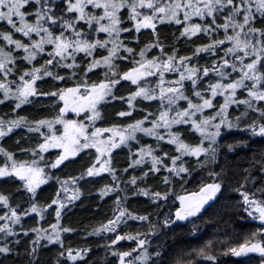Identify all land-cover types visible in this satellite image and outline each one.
Instances as JSON below:
<instances>
[{
  "label": "snow or ice",
  "instance_id": "obj_1",
  "mask_svg": "<svg viewBox=\"0 0 264 264\" xmlns=\"http://www.w3.org/2000/svg\"><path fill=\"white\" fill-rule=\"evenodd\" d=\"M0 22L8 29L0 30V104L10 106L8 113L0 114L4 158L0 178L18 179L29 197L22 206L0 192V255L20 257L22 235L30 245L23 253L27 264H39V250L46 244L62 249L56 264L61 260L86 264L91 249L65 244L64 234L76 229L61 224V210L66 202L79 198L81 181L99 182L106 175L110 183L98 193L101 200L115 196L111 218L92 233L114 234L106 247L125 239L138 242L140 255H134L135 250L113 252L119 264H152V256L160 253L148 252L143 234H122L121 226H127L128 220L155 227L149 214L125 207L129 191L157 207L179 201L175 218H195L224 187L225 173L210 171L208 182L198 180L197 191L177 195V184L183 190L195 179L190 161L195 160L201 170L213 164L224 139L222 132L228 130L240 129L264 139V0H0ZM165 27H176L179 38L191 44L188 54H179L175 45L166 50L160 39ZM144 32L150 33L147 42L142 39ZM122 34L131 38L125 42ZM133 43L136 47L129 46ZM153 51L160 55L149 58ZM203 56L209 62L201 65ZM45 78L55 82L52 91L37 87ZM122 88L125 94L117 95ZM42 98L57 101L55 114L37 113L36 118L19 114L25 105L34 106L33 101ZM145 101L155 103L156 109L139 107ZM112 102L126 109L115 112L116 118L131 122L97 127V122L106 123L101 108ZM70 112L75 119L67 118ZM18 130L24 134L10 151L4 145ZM138 134L154 138V144L142 143ZM227 148L232 150L233 145ZM125 149L126 166L117 168L114 156ZM50 150H59L54 159L46 156ZM82 157L88 161L83 170L66 179L56 177L54 197L41 204V186L54 179L51 170ZM250 166L258 169L260 180L243 169L236 191L246 214L261 226L251 240L229 251L237 256L259 253L264 264V151L259 160L253 157ZM149 179L159 181V187H140ZM53 206L55 223H50L45 213ZM33 214L39 217L35 226L25 227L22 221L33 219ZM170 223L171 216H166L163 224ZM211 246L208 241L195 254L215 261L206 251ZM176 264L192 262L181 259Z\"/></svg>",
  "mask_w": 264,
  "mask_h": 264
},
{
  "label": "trees",
  "instance_id": "obj_2",
  "mask_svg": "<svg viewBox=\"0 0 264 264\" xmlns=\"http://www.w3.org/2000/svg\"><path fill=\"white\" fill-rule=\"evenodd\" d=\"M124 26L130 27L128 24ZM0 30H8L7 26L2 22H0ZM161 32L162 35L160 39L165 41L166 50H169V46L175 45V47L180 50L179 54L181 55L188 54L191 51V44L183 38H179V32L176 27H165ZM149 35L150 33L144 32L142 39L147 42ZM16 38L22 37L17 34ZM103 38L104 36L102 35L101 39ZM122 38L127 42L131 37L127 36V34H122ZM25 42L27 41L25 40ZM200 42L206 41L201 40ZM129 46L136 47V44L133 43ZM142 46L143 45H141V47ZM153 55L159 56L160 53L158 51H153L149 54V58ZM208 62L209 58L207 56H203L199 60V64L201 65L207 64ZM121 68L123 69L124 65H121ZM100 75V73H97L98 77ZM168 78L171 79L173 77L169 75ZM127 87L128 86L125 85V88ZM123 94H125L124 88L117 92V95ZM33 105L34 106H24V111H21L24 116L26 114L35 118L37 117V113H39V115L45 114L46 110L44 111V108L38 107L36 103ZM139 107L154 111L157 105L145 101L140 104ZM107 108L109 109L105 113L107 124L124 125L131 122L130 120L116 118L115 112L126 110L120 104L112 102ZM2 110V112L6 113L10 111V106L3 104ZM234 114L239 115L238 112ZM48 115L50 116L51 114ZM133 117L136 119L141 118L138 113H133ZM242 127L243 126H241V128ZM222 135L224 139L220 141L221 147L215 162L201 170L196 167L195 160L190 161L195 168L193 172V177H195V179L184 185L183 190L181 186L177 184L175 191L177 195H185L183 191L186 187L191 185L189 188L196 189L197 182L200 179V173L202 175H207L210 171H223L225 173V185L221 189L223 192L214 202L218 205L221 204L222 208L224 207V211L215 213L214 209H208L205 213L189 223H180L173 227H161L157 230L164 218L170 215V211L174 208L173 206H179V201H175L174 205L170 203L169 205L157 207L156 203L147 197L142 195L132 196L131 191H129V199L125 202V207L140 215L149 214V218L155 227L150 229L147 222L128 220L127 226H121L122 234L135 236L137 233H142L143 235H141V238L146 240L145 247H147L148 252L153 254L157 252L160 253L159 257L155 255L152 256V264H176V261L181 259L191 261L192 264H257V262L259 263V261H261L258 257L253 258L250 256L246 259H243L242 256L237 257L229 251V249L244 243V240L241 239L245 236V231L247 229L250 231L254 230V232L258 230L257 227L252 224L253 219L246 214L244 208L241 206V196L236 191V181L240 179V174L243 169H249L255 179L260 180L258 169L252 168L250 165L253 157L259 160V153L264 151V139L251 137L250 134H243L240 129L228 130L227 132H222ZM138 139H140L142 143L154 144V138L143 137L141 134H138ZM239 141H246V143L240 145L238 143ZM228 144L233 145L232 150L227 148ZM126 154V149L125 151H117L116 156H114V164L117 168L126 166L124 163ZM3 159V157H0V164H3ZM79 163L83 162L80 161L69 164L67 169H69L70 172L65 175L64 173H55L51 170V176L54 179L49 180L47 185L41 186L42 190L38 197L41 204L49 202L50 198L54 197L59 185V181L55 179L56 177L66 179L68 176H74L82 171L83 166L87 164L84 161L83 166L81 165L82 168L79 170V166H77ZM137 175H139V172H137ZM106 183H110V179L106 175L105 179L99 182L94 179H89L88 182L81 181L79 183L81 192L79 198L71 203L66 202V207L61 210V224L76 229L73 233L64 234L65 244H70L73 248L88 247L91 249L89 255L85 257L86 264H119V258L113 255V252L135 250L134 255H140L141 252V249L137 248L138 242L135 239L121 240L117 242L115 246L106 247L110 239H114V234L108 232H101L98 234L92 233L93 228L99 227L101 223L111 218V209L114 204L115 196L105 197L101 200L98 193V189ZM148 185L157 188L159 187V181L149 179L145 184L140 185V187H147ZM68 187L70 190L69 195H72V186L69 185ZM159 190L163 191L164 189L159 188ZM0 192L9 194L14 203H19L22 206H26V202L29 199L28 193L23 190L18 179L12 180L7 177L0 178ZM173 200L174 198L170 197V202ZM33 217V219H25L22 221L25 227L35 226V221L38 220L39 217L37 214H33ZM45 220L50 223H55V206L45 213ZM247 220H249L248 223ZM41 223L44 227H47V223ZM10 239H15V237ZM20 239L24 241L23 245L18 249L21 256L17 257L14 254L0 255V264H27V259L23 256V253L25 247L30 245L22 235ZM208 241H212V246L210 249H206V251H210L211 255L216 257L215 261H209L207 257H201L195 254V252L204 247ZM60 251H62V249L59 245L46 244L39 250V264H56ZM60 264H65V261L61 260ZM67 264H72V262L68 261Z\"/></svg>",
  "mask_w": 264,
  "mask_h": 264
},
{
  "label": "rangeland",
  "instance_id": "obj_3",
  "mask_svg": "<svg viewBox=\"0 0 264 264\" xmlns=\"http://www.w3.org/2000/svg\"><path fill=\"white\" fill-rule=\"evenodd\" d=\"M54 86H55V82L52 81V80L49 79V78H45L43 82H41V81H38V82H37V87L40 88V89H43V90H45V91H52ZM60 86L63 87V86H65V85H60ZM56 103H57V101H55V100H54V101H51V100H49V99H47V98L39 99L38 102L36 101V105H37L38 107H40V108H44L43 110H48L51 106L54 107V105H55ZM61 106H62V105H61ZM107 110H109V109L107 108V106L101 108V114H102V117L105 118V113H106ZM19 114L24 116L23 112H20ZM72 114H73V113L70 112V113L68 114L67 118H68V119H75V118H72ZM110 125H112V124H107V122H106L105 124H100V122H97V127H108V126H110ZM59 128H60V126H59ZM199 177H200V178H204V181H205V182H208V181H207V175H202V174L200 173V174H199ZM190 186H191V185H190ZM190 186H189V187H190ZM189 187H186L185 190L183 191V193H185V195H186L188 192L197 191V187H196V189H191V188H189ZM222 192H223V191H220L219 193H217V195H216V197L214 198V200H213V201H209V204L205 205L204 209H202L201 214L205 213V211L208 210V209L212 210V207L214 208V212H215V213H216V212H222V211H224V207L222 208V205H221V204L218 205V204H216V203L214 202V201L216 200V198L218 199V198L220 197V195H221ZM201 214H198L197 217L200 216ZM197 217H195V218H197ZM195 218H189V221L184 220V221L181 222V224L189 223V222L193 221ZM178 225H179V224H178ZM245 232H246V233H245V236L241 239V240H244V242H245V240H251V239H252V233L254 232V230L250 231L249 229H247ZM261 262H262V261H260V263H261Z\"/></svg>",
  "mask_w": 264,
  "mask_h": 264
},
{
  "label": "flooded vegetation",
  "instance_id": "obj_4",
  "mask_svg": "<svg viewBox=\"0 0 264 264\" xmlns=\"http://www.w3.org/2000/svg\"><path fill=\"white\" fill-rule=\"evenodd\" d=\"M2 106H3V104H0V114H5L4 112H2L3 110H2ZM45 111V110H44ZM57 111V109L54 107L52 110H51V113H52V115H53V113L55 114V112ZM9 112V111H8ZM8 112H6V113H8ZM48 112H47V110H46V112H45V114L44 115H46ZM82 116H83V114H81V118H82ZM29 117L30 118H33V116H31V115H29ZM36 118V117H35ZM72 118H76V116H75V114L73 113L72 114ZM85 123H87V121H85ZM24 134V132L22 131V130H18L16 133H15V135H13L11 138H8L7 140H6V143L5 144H7V146L9 147V148H11L12 149V151L13 150H15V140H17V139H19V137L21 136V135H23ZM22 146L23 147H29L30 145L29 144H27V143H23L22 144ZM59 150H50V152L48 153V154H46V156H50L51 158H55V156L57 155V152H58ZM83 162L84 163V161L87 163L88 161H87V157H82V158H80V159H77L75 162ZM83 163H79L77 166H79L78 167V169L80 170L81 168H82V166H83ZM85 163V164H86ZM69 164H67V166H68ZM82 165V166H81ZM77 169V170H78ZM55 173H64V175L66 174V173H68V172H70L69 171V169H67V167H64V166H61V168L59 169V170H57V169H52ZM174 208L170 211V215L169 216H171V218H172V220H173V223H170V224H167V225H165V224H163V222L160 224V226L157 228V230L158 229H160L161 227H164V226H168V227H173V226H176V225H178V224H180L182 221H184V220H177L176 218H175V216H174V213H175V208H176V206H173ZM212 209H214L213 207H212ZM213 214V213H212ZM214 216V215H213ZM187 221H189V219L187 220ZM249 222V220H247V223ZM252 224L253 225H255L256 227H257V229H259L260 228V226H261V222L259 221V220H255V219H253L252 220ZM261 239H264V238H261ZM237 256V255H236ZM243 257V259H246V258H249L250 256L251 257H253V258H255V257H258V259H261V257H260V254L259 253H248V254H246V255H240V256H237V257ZM259 261V260H258ZM245 264H248V263H245ZM257 264H262V262L260 263V261H259V263L257 262Z\"/></svg>",
  "mask_w": 264,
  "mask_h": 264
}]
</instances>
